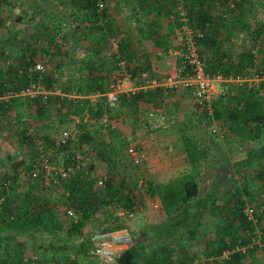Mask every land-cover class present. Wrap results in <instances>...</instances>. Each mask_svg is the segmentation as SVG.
<instances>
[{"label": "trees", "instance_id": "obj_1", "mask_svg": "<svg viewBox=\"0 0 264 264\" xmlns=\"http://www.w3.org/2000/svg\"><path fill=\"white\" fill-rule=\"evenodd\" d=\"M4 1L8 0H0V8ZM101 1L103 7L99 10L96 0H69L74 9L82 12L80 18L77 16L78 14L74 15L75 20L79 22L75 30L81 29L80 25L87 19L97 21L100 16L107 17L106 2L108 0ZM172 1L173 6H175L174 9L161 10L155 7L149 8L144 13L147 18L148 16H153V18L149 19V24L144 23V28L138 29L142 34L140 40L141 57L151 58L156 55L155 51L159 49L166 52L172 48L170 35L173 31L171 28L173 25L174 28L180 26L179 14L175 9L177 6H181L186 13L192 30L200 31L203 34L201 37H195L199 50L202 46L206 49L215 47L217 50L216 56L208 60L206 64L208 73L212 75L219 74L224 77H238L250 74L254 70V74L264 76V58H259L258 64L255 62L257 51L255 49L262 36H264V23L258 20L256 23H249L245 19L240 20V27L247 34V39L241 46V50L233 52V54L227 50L219 52L217 42L222 40L218 41V37L222 28L226 30L228 20L226 15L220 16L219 20H216L211 13L212 9L221 8L220 13L233 12L237 14L235 16L236 20H239L244 15H254L252 13L256 5L254 1ZM40 11L43 10L32 9L29 15L26 11L24 16L28 15V20L32 21L37 18L35 13ZM159 17L168 18L166 25H161L158 22ZM19 19L21 21L22 17H19ZM20 21L16 22L18 27L7 30L5 34L4 39H6L5 43L8 47L19 46L21 49L17 57L12 59L8 68L0 66V96H4L13 89L20 92L33 82L36 84L44 82L47 89L54 86L53 73L46 74L45 70L43 72L29 70L37 63L35 59L37 50L42 49L46 54L51 55V43L39 47L37 42L43 36L52 41V34L46 32V26H44V30L38 36L29 35L23 31V25ZM4 23L5 21L0 15V27H4ZM58 28L61 30V25ZM167 28L168 32H166ZM161 30H164L163 33H160ZM52 31L53 29H51ZM92 31L101 35L104 34L103 28L96 24L92 26ZM102 38L105 39V36L103 35ZM126 39L127 42L130 41L128 37ZM126 41L117 43L120 46L117 53L123 58L127 54L124 60L130 62L133 61L130 58H133L134 55L128 58V51H126L128 43ZM9 50L11 51V49ZM3 51L0 53V65L4 62L7 63L10 58V55L5 50ZM54 55L52 53V56ZM148 62L146 65L143 63V66L139 63V68L145 69L149 65ZM86 64L88 69L94 66V62L88 61ZM134 74L135 72L131 73L132 77H134ZM87 77L88 75L81 80H85ZM98 80V78L90 79L92 82ZM59 88L60 96L64 95V97L50 96L48 102L58 101L60 105L58 110L64 109V113H60L61 116L67 114L82 118L86 113L88 118L99 119L106 113L110 119L111 132L109 133L110 140L108 142L112 145L111 150H102L98 153L110 164L107 175L103 180V187H98L96 184L97 177L93 175L94 162H90L87 166L86 164H80V160L71 150L64 160V168L75 167L77 164L78 168L65 178L55 175V178H58L59 181H52L50 184L51 187L60 186L62 194L57 202H61L66 210L70 209L73 212L72 217H67L66 221H60L54 214V205L41 192L44 184V173H38L36 178L32 176V171L38 163L40 155L38 143L42 144L45 153L47 148L55 144L54 138L48 133L51 129L52 114L48 111L47 101L43 100L42 95H37L35 98L14 96L10 98V102L0 100L1 114L6 110H10L12 104H20L23 99L28 100L34 110L31 116L35 129V134L31 135L28 132L30 129L28 125H25L26 123L21 122L22 120L18 118L21 123L19 129L20 144L29 148L31 157L29 160L25 161L24 159L23 161V170L27 173L25 182L20 184L17 178L13 180L14 182L11 185H8L9 182L6 180L0 181V264H94L89 259L92 258L97 261L94 257V251L99 248L114 251L115 261L113 264H189L192 259L186 254L183 255L184 251H181L180 248L184 246L185 241L197 238L200 227L204 224L202 218L205 213L209 212L212 213L211 216H218L219 214L220 219L217 223H214L216 232L214 240L207 239L205 247H202L204 251L200 248L197 249L199 256H203L207 261H214L216 264H243L246 258H250L251 262L257 261L256 252L259 250L264 258V224L260 227L261 246H258V244L252 245L255 230H257L256 227L257 225L260 226L264 218V199L259 203L254 199L248 186L243 188L237 185H231L232 187L222 186V182L218 178H214L212 189L205 193L203 198L197 199L199 196V180L190 172H184L166 183H149L146 187L147 196L159 199L161 210L166 217L165 222L157 227L155 231L152 232L151 230L148 233L147 230L149 229H146L145 233H138L132 237L130 242L120 245H112L106 239H94L91 234L86 235L84 232L85 226L89 221L96 218L97 213H101L108 221L110 220L108 223L105 222L107 226L105 224V228L100 230L103 232L122 227L116 225L119 218L109 217L110 211L115 214L119 207L137 213L142 208V203L138 197L125 188L124 180L119 185L115 184L114 179L118 171L120 153L128 148L131 142L118 137L117 128L111 122L112 118L116 117L115 114H112L114 108L119 104L120 108L133 110L137 114L138 109H134L136 103L144 101L152 104L156 109H171L169 98L172 96L173 91L156 86L151 89H138L133 93H122L119 95L115 107L109 108L104 97L92 104L85 97L89 93L82 89L72 90L71 82ZM100 92L105 93L102 89H100ZM212 110L214 120L220 121L229 136H232L233 141H236L239 145H252L250 149L255 151L254 156L258 160L264 159V142L261 143L264 141V81H260L257 86L252 87H248L246 84L233 86V93H229L226 97L220 96L213 101ZM203 116L206 119L208 118L207 121L203 123L197 116L196 123L193 126L196 129L206 130L209 135L218 137V135L207 130V126L212 121L206 113ZM110 123L108 126H110ZM174 126L178 127L176 123ZM178 128L181 131L182 142L189 163H199L200 166H205L210 151L205 146L201 133H185L182 127ZM224 137L228 139V135ZM80 139L88 141L90 137L88 133H83ZM70 143L71 141L68 140L65 144H60L62 150L68 151ZM256 143H260V148L257 149L256 147L254 149ZM252 180H262L261 187L264 192V167H261L255 176H252ZM247 204L254 208L253 219H249L244 212ZM256 205L258 207H255ZM39 234L50 236L53 241H47L46 246L41 244L34 246V243H31L33 256L16 254L17 245L24 246L27 239H34ZM225 251H228L229 254L227 257H222ZM205 264H208V262H205Z\"/></svg>", "mask_w": 264, "mask_h": 264}, {"label": "rangeland", "instance_id": "obj_2", "mask_svg": "<svg viewBox=\"0 0 264 264\" xmlns=\"http://www.w3.org/2000/svg\"><path fill=\"white\" fill-rule=\"evenodd\" d=\"M252 1H254L256 4L252 12L254 15L252 16V14H247L241 17L239 20H236L235 16L237 14H234L233 12H226V14L225 12L220 13V11H222L221 8H214L211 10V13L216 18V20H219L218 18L224 15H226L228 20V26L226 30L222 28L218 37V41L220 39L222 40L221 42H217V49L219 50V52L227 50L233 54V52H239L241 50V46L247 39V34L244 33V31L241 29L240 20L245 19L249 23H256V21L258 20L259 22L264 23V0ZM155 7L163 8L166 10L175 8V6H173L172 0H108L106 2V18L100 16L97 21L87 19V21L80 25L81 29L75 30V28L79 25V22L75 20L74 15L78 14L77 16L80 18L82 17V12L74 9L69 0H8L2 3V7L0 8V15L5 21V28L0 27V53L4 52L3 50H5V52L10 55V58L9 60H7V63H1V67L8 68L9 64H11L12 62V59L17 57V55L20 53L21 47H8L5 43L6 39H4L6 37L5 34L7 30H10L11 28L15 29V27H18L16 25V22L20 21V19L18 20L19 17H22L20 23H22L23 25V31L28 33L29 35L38 36L41 31L44 30L43 27L46 26V32H48L49 34L51 33L53 36L52 41L43 36L37 42V44L39 43V47H42L43 45L46 46V44L51 43V55L46 54L41 49L40 51L37 50L35 59L37 62H43L45 65V73H53L55 79L54 86L51 89H47L44 82L39 84L41 90L48 92L46 99L47 108L49 113L52 114L50 125L51 129H49L48 133H50V135L54 138L55 144L47 148V150L45 151H47L46 155L49 158V161L52 163V167L54 169L64 168V160L66 158V155H69L70 151L72 150V152L80 160V163H83L84 165L86 164L87 166L90 162H94V176L105 177L107 175V170L110 165L109 161H107L103 157H100L98 153H100V151L102 150H111L112 145H110L111 143L108 142L110 140L109 133L111 132L110 119L108 118V123L104 124L101 122L100 118H88L86 113L82 118L78 116H70L67 114H63V116H61L60 113H64V109L62 108L59 111L58 108L60 107V105L58 101L50 103L48 102L49 97L52 96L63 98L64 95L60 96V94H58L60 86H66L72 79L77 78V75L80 74L79 76H81L84 70H86V72L94 70H89L87 68L86 63L88 61H90L91 63L94 62V66H99V61H107V63L115 64L117 66L119 59H123L122 56L120 57L117 53V51L120 49V46H118L119 44L117 43L126 41L127 37L130 39V42L126 41V43H128L126 51H128L129 48L132 50H139L141 46L140 41L138 40L142 34L138 29L144 28V23L146 21H150L149 19L153 18V16H148L147 18L144 13L148 11L149 8ZM230 8L232 9V7ZM32 9H42L43 11L36 12L35 15H37V18L29 21L28 15ZM26 11L28 15L24 16ZM167 20V17H159L158 22L165 23ZM94 24L99 25L103 28V35L105 36V39H103V35L99 34L98 32H91V28ZM59 25H61V30H59L58 28ZM173 26L171 29L173 31L172 36L174 38V50L176 51L175 58L179 59L178 53L180 47L178 46V43L176 41L177 27L174 28ZM51 29H53L52 32ZM65 33H67V35L64 36ZM9 49H11V51ZM255 50H257L255 54V62L258 64L260 60L259 58H264V36H262V38L260 39V42ZM84 51L88 53H85ZM200 51L202 58L207 64L208 60L216 56L217 50L215 47L206 49L202 46ZM52 53L55 55L52 56ZM141 54L142 53L140 52V57ZM46 58L48 60L44 61V59ZM98 58H100V60H97ZM125 65L127 69H131L127 61H125ZM253 74L254 70H252L251 73L247 74L246 76L252 77ZM153 77L155 79H159L157 76ZM154 78H142L141 76L137 79L139 83L145 84L146 82L151 83ZM13 91L15 90L13 89ZM103 91L108 93L109 89L106 88L105 90L103 89ZM172 91L173 93L169 98V102L173 108L166 109V115L170 118L174 117V123H177L179 120L188 119L189 121L191 119H194L197 114L193 117L191 108L189 106L183 107L179 110L176 109V106L174 104L175 101H178L177 94H179L183 90ZM104 98L105 100L107 99V97ZM33 111V106L29 104L28 100L23 99L22 103L12 104L10 110H6L3 114L0 113V181L6 180L9 182L8 185H11L14 182L13 180L16 178L20 184H22L21 182H25L27 173L23 170V161L24 159L25 161H27L31 157L29 148L20 144L19 129L21 123L18 118L22 120L21 122L26 123L25 125H28V127L30 128L28 132L33 135L35 134L31 116L33 114ZM112 114H115L116 116L112 118L113 124L114 122L115 124L131 123V128L133 131L135 128H138L139 138L137 139V142H140L139 139L142 138L147 142V146H149L148 140L153 143L152 146L150 145V148H147V150L154 149L157 151H175L177 149L176 144L181 142L180 140L182 138L178 139L181 134L180 136H178L176 132V134L173 132L174 135L172 134L169 136L164 135L163 132L158 135H154V137H157V139L155 140L149 138V134L152 131L146 132L148 129L146 130V128L144 127H148L150 125L148 119H150L151 117L148 111H145L142 116L135 117V113L133 112V110L131 112L129 109L120 108L118 104L114 108ZM135 118L136 121L134 122ZM141 119L145 121L144 126ZM109 123L110 126H108ZM214 124L216 127H221V133L226 134L224 136L228 135V139L221 136L217 137L214 135H209L207 131L199 129L201 137L204 138L205 146L210 151L207 161L205 162V166H200L199 163H189L188 167H184L183 171L179 172V175L184 172H190L197 177V179L199 180V196L197 199L203 198L205 193L212 189L214 178H218V180L222 182V186L237 185L240 188L248 186V188L252 192L254 199L260 203L264 199V192L261 187L262 180H252V176H255L260 171L261 167H264V159L258 160L254 156L255 151H251L250 149L252 145H239L236 141H233L232 136H229V134L226 132V129L222 127L220 121L215 120ZM125 128L127 130L129 129L127 127ZM118 129L117 135H119V132L123 135L122 137L121 135H119V138H122L123 140L126 139V135L124 134L127 132L125 130L121 132V129ZM161 131L162 130H160V132ZM64 132L68 133V138H64ZM83 133H88L90 140L83 141L82 139H80V136ZM221 133L220 135H222ZM159 135H161V137ZM129 137L130 135L128 136V138ZM68 140L71 141L70 149L68 151L62 150V146H60V144L63 145ZM137 142L130 143L128 145V148L136 147L143 151L145 147L142 146L141 143L139 144V142ZM161 142L163 144H161ZM263 142L264 141H262L261 143ZM140 145L142 146V148ZM256 147L257 149L260 148V143H256L254 149ZM128 148L122 150L123 152L120 153L118 159V171L114 180L116 185H119L121 181L124 180L126 186L125 188L129 189L132 194L138 197V199L142 203V208L139 212L135 213L134 218L130 220L119 218L116 225L122 226L120 229L126 230L133 237L138 233H145L146 229H149L147 230L148 233H150L151 230L152 232L154 231L153 229H155V226L150 227V221L152 219H149V211L152 209L153 212L155 210V207L153 206V200L146 194V187L151 182H149L150 180L148 179V176H145L143 173L144 164L134 165L131 161V157L127 155ZM177 175L175 176V178L177 177ZM53 177L55 181H59L58 178H55L54 173ZM51 182H49L48 184L47 182H44L42 189L40 188L41 192L54 205L55 216L60 221H66L68 219L67 217H69L66 212L68 209L66 210V207H64L61 202H57L60 198V195L62 194V189L60 188V186L51 187ZM249 207L250 205L247 204L244 212ZM255 207L258 206L256 205ZM112 214L113 211H110V213L108 214L110 218L111 216L113 218L115 217V214ZM211 215V212L205 213L204 217L202 218V223L204 224L202 227H200L197 238L195 240L185 241L184 246L180 248L181 251H184L183 255L186 254L189 256V258L192 259V262L189 264H205V262H208V264H216L214 263V261H207V259H205L203 256H199L197 251V249L199 248L200 250L204 251L202 247H205V242L207 241V239L211 238L212 240H214L216 236L214 223H217V221H219L220 215ZM95 217L96 218L94 220L89 221L85 226L84 232L86 235H95L97 234V232H102L100 230L105 228L103 224L110 221H108L107 218L104 217L101 213H97ZM263 224L264 218L262 219L260 226L257 225L256 227L257 230H255V237H253L252 245L258 244V246H261L259 235H261L260 227ZM144 225L147 226V228H144ZM152 225H154V223H152ZM49 240L53 241L50 236H44L42 234L36 235L34 239H27L24 246L17 245L16 254L20 256H33L31 243H34V246L40 244L46 246L45 244H47V241ZM257 251V261L255 260L251 262L250 258H246L243 264H264V258L262 257L261 251ZM89 260H92L94 264H103L100 261H96L92 258H90Z\"/></svg>", "mask_w": 264, "mask_h": 264}, {"label": "built area", "instance_id": "obj_3", "mask_svg": "<svg viewBox=\"0 0 264 264\" xmlns=\"http://www.w3.org/2000/svg\"><path fill=\"white\" fill-rule=\"evenodd\" d=\"M98 2L99 10L102 9L103 3L101 0H96ZM179 14L180 26L176 29V41L178 43L179 49V61H177L173 70L165 76L163 75L159 79H153L151 83L146 82L142 84L139 89H151L156 86L164 87L169 90H184L191 93L193 97V105L195 111L198 113L197 116L204 121L207 119L203 116L204 113L207 114L209 119L212 121L210 125L207 126V130L213 134L223 137L224 134L221 133L219 127H216L213 118L212 103L217 100L220 96L226 97L229 93H233V86H238L241 84H246L248 87L257 86L260 81H264V76H258L254 74L252 77L238 76V77H224L222 75H212L206 71V63L200 54V50L197 47L195 37H201L203 34L200 31H193L192 27L189 25V20L186 16L185 11L181 6H177L175 9ZM116 45V44H115ZM47 61V58L44 59ZM30 71L43 72L45 70V65L43 62L39 61L29 69ZM132 75L126 73L120 78L116 79L110 86V91L106 94V105L109 108H114L118 102L119 95L126 92L124 91V83L131 79ZM50 93V92H49ZM59 94V92H58ZM37 95H42L44 100L47 99L48 92L41 90L39 84L30 83L29 86L20 92L11 91L4 96H0V100L8 101L11 97H28L35 98ZM99 95V94H96ZM71 98V97H69ZM154 116L150 114V117ZM159 120L162 119L161 112L157 115ZM108 116L104 113L100 120L102 123H108ZM197 119V117H196ZM220 133L222 135H220ZM64 138H68V133H63ZM39 150V160L32 171L33 178H36L38 173H44V182L47 184L51 182H56L53 173L65 178L69 173L74 172L78 168V164L75 167L69 166L62 169H54L52 163L49 161L42 144L38 143ZM128 155L131 157V161L134 165H140L147 159L145 153L136 147H130L127 149ZM83 165V163H80ZM96 184L98 187H103L104 176H98L96 178ZM67 215L69 217L73 216L72 210L68 209ZM249 219L254 218V208L249 207L245 210ZM135 213L124 210L123 208H117L115 212V217L124 218L130 220L134 218ZM94 239H106L110 241L112 245H120L128 243L132 239V235L124 229L106 230L103 232H97L93 235ZM228 251L224 252L222 257H227ZM94 257L103 264H113L115 261V253L112 249L99 248L94 251Z\"/></svg>", "mask_w": 264, "mask_h": 264}, {"label": "crops", "instance_id": "obj_4", "mask_svg": "<svg viewBox=\"0 0 264 264\" xmlns=\"http://www.w3.org/2000/svg\"><path fill=\"white\" fill-rule=\"evenodd\" d=\"M160 9L164 10L163 8H160ZM145 23L149 24L150 21H146ZM161 25H166V22L161 23ZM161 31L162 32H160V33H163L164 30H161ZM166 32H168L167 29H166ZM170 37L172 38L171 39L172 48H170L166 52H163V51H161V49H159L158 51H155L156 55L152 56L151 58L140 57V55H139L140 49H141V47H140L139 50L133 49L134 51L130 48L128 49V58L131 57V55H134L133 58H130L133 61L129 62L127 60H124L126 58L127 54L124 55L125 58L122 57L123 59H119L117 66L115 64H109V63H107V61H103V62L99 61L100 62L99 66L95 65L94 67L91 68L94 70L91 71L89 69L90 72H86V70H84L83 74L81 76H79L80 75L79 74V75H77L78 76L77 78L72 79L70 81L71 86L73 88L72 90L77 91V90L82 89L83 91H87L89 94L85 97L87 99H89L92 102V104H94L95 102H97V100H100V98L106 97L107 92L101 93L100 89L105 90L106 88H108L110 91L111 84L116 79H120L125 74V72L130 73V74L135 72V74L133 75L134 77H131V79L129 81L124 83V91H126L124 93H133V92L137 91L142 85V83L138 82L137 78H139L141 76H142V78L143 77L154 78L153 76H155V77L157 76L158 78L159 77L161 78L163 75L165 76V74H167L173 70V68L177 64L176 62L179 61V59L175 58L176 51L174 50V38L172 35H170ZM141 39H142V36L139 38L138 41H140ZM132 40H133V38H132ZM85 53H88V52H85ZM107 54H109V53H107ZM97 60H100V58H98ZM125 61L128 62V65L131 67V69H127V67L125 65ZM140 61H142V62H140ZM147 62L149 63L148 67H146L145 69L139 68V66H138L139 63H141V65L143 66V63H145V65H146ZM97 70H98V72H97ZM87 75H88V77L85 80H81L84 76H87ZM94 78H98L99 80L97 82L90 81V79L92 80ZM183 91H181L179 94H177L178 95L177 96L178 101H175V103H174L176 106V109L180 110L183 107L189 106L191 108L192 115L194 117V115H196L197 113H194L196 111H195V107L193 105V97H192L190 92H188V91L183 92ZM96 94H99V95H96ZM171 108H173L172 105H171ZM192 108H193V110H192ZM134 109H138L137 114H134L135 117L142 116L145 111H148L149 115L150 114L154 115V116H151L152 119L151 118L148 119L150 122V125L148 127L144 126L145 121L143 119H141L143 126L146 128V130L148 129L146 132L152 131L149 134L150 135L149 138H152V140L157 139V137H154V135H158L162 132L164 133V135H167V136L172 135V134L174 135V133L176 132L178 134V136H180L181 131L178 127H182L184 129L185 133L200 132L199 129H196L193 126V124L196 123L197 115H196V117H194V119H191L189 121H188V119L179 120L176 123V125L178 127H176V126H174V124H175L174 120H173L174 117L173 118L168 117L166 115V111H167L166 109H162V108L156 109L152 106V104L144 102V101L137 102ZM160 112L162 114L161 120H159V117L157 116ZM181 114H179V115H181ZM131 120H133V119H131ZM90 121H94V120H90ZM135 121H136V118L134 119V122ZM114 125L116 126L117 129L119 128L118 130L121 129V132L123 130H125L127 132L124 135H126V139H129L131 143L137 142V139L139 138L138 137V134H139L138 128H135L133 131L131 128L132 127L131 123H125V124L116 123L115 124V122H114ZM189 126H190V129H189ZM125 127L129 128V129L127 130ZM160 130H162V131L160 132ZM119 135H121V137L123 136L122 133L120 134V132H119ZM119 135H118V137H119ZM129 135H130V137L128 138ZM159 136L161 137V135H159ZM181 138H182V135L178 139H181ZM139 140H140V142L138 141L139 144L141 143V145L145 147L143 149V151H144L147 159L142 163V164H144L143 173L145 176H148V179L150 180L149 182H151V183L169 182L170 180H173V178H175V176L177 174H178L177 176H179V172L183 171L184 167H188L189 161H188L186 154H185L182 139L180 140L181 142L176 144L177 149L175 151H159V150L157 151L154 149H150L151 150L150 151V150H147V148H150V145L152 146L153 143L150 140H148L149 146H147L146 141H144L142 138H140ZM161 144H163V143L161 142ZM142 146H141V148H142ZM153 148H156V147H153ZM181 167H182V169H181ZM151 199L153 200V203H154L153 206L155 207V210L153 212H152V209L149 211L150 212L149 219H152L150 221V227L155 226V229H153L155 231L157 229V227H159L163 222H165L166 217L161 210V205H160L159 199L157 197H153ZM148 223H149V221H148ZM152 223H154V225H152ZM105 224L106 223H104L103 225H105ZM144 228H147V226H145Z\"/></svg>", "mask_w": 264, "mask_h": 264}]
</instances>
